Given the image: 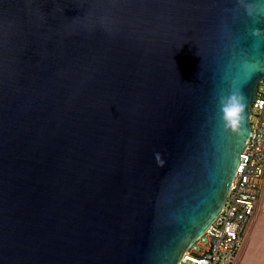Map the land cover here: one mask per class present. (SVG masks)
Instances as JSON below:
<instances>
[{
    "label": "water",
    "instance_id": "water-1",
    "mask_svg": "<svg viewBox=\"0 0 264 264\" xmlns=\"http://www.w3.org/2000/svg\"><path fill=\"white\" fill-rule=\"evenodd\" d=\"M262 41L264 0H0V264H179L231 192Z\"/></svg>",
    "mask_w": 264,
    "mask_h": 264
},
{
    "label": "built area",
    "instance_id": "built-area-1",
    "mask_svg": "<svg viewBox=\"0 0 264 264\" xmlns=\"http://www.w3.org/2000/svg\"><path fill=\"white\" fill-rule=\"evenodd\" d=\"M251 136L240 155L227 202L179 264H237L264 197V79L252 107Z\"/></svg>",
    "mask_w": 264,
    "mask_h": 264
},
{
    "label": "rangeland",
    "instance_id": "rangeland-1",
    "mask_svg": "<svg viewBox=\"0 0 264 264\" xmlns=\"http://www.w3.org/2000/svg\"><path fill=\"white\" fill-rule=\"evenodd\" d=\"M237 264H264V197L258 215L249 227Z\"/></svg>",
    "mask_w": 264,
    "mask_h": 264
},
{
    "label": "snow or ice",
    "instance_id": "snow-or-ice-1",
    "mask_svg": "<svg viewBox=\"0 0 264 264\" xmlns=\"http://www.w3.org/2000/svg\"><path fill=\"white\" fill-rule=\"evenodd\" d=\"M255 35L259 37V36H261L262 34H261V33H255ZM262 42H264V41H262Z\"/></svg>",
    "mask_w": 264,
    "mask_h": 264
}]
</instances>
